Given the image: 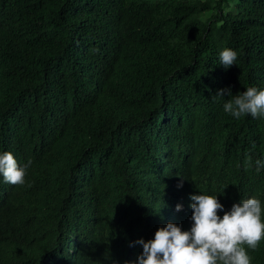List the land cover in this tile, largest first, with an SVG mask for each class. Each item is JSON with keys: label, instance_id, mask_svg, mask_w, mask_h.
I'll return each instance as SVG.
<instances>
[{"label": "trees", "instance_id": "trees-1", "mask_svg": "<svg viewBox=\"0 0 264 264\" xmlns=\"http://www.w3.org/2000/svg\"><path fill=\"white\" fill-rule=\"evenodd\" d=\"M227 87L264 89V0H0V132L32 161L4 188V264H135L143 216L199 192L256 195L264 223V116L226 113Z\"/></svg>", "mask_w": 264, "mask_h": 264}, {"label": "clouds", "instance_id": "clouds-1", "mask_svg": "<svg viewBox=\"0 0 264 264\" xmlns=\"http://www.w3.org/2000/svg\"><path fill=\"white\" fill-rule=\"evenodd\" d=\"M236 60V51L225 48L220 52L219 65L224 69L235 65ZM225 96L231 98L226 99L223 110L232 117L264 116V89L248 87L233 95L231 88L227 87L218 89L212 98L216 100ZM11 150L5 128L0 132V213L4 202L13 196L4 188L23 185L26 171L32 164L31 160L15 159ZM255 164L257 171L264 168V160L258 159ZM251 196L234 202L229 210L224 211L216 195L199 192L190 196V208L180 219L168 218L167 212L145 214L143 218L150 220L154 238L147 241L141 238L135 242L142 246L135 264H251L244 246L255 250L264 239V223L261 221L263 202L256 195ZM181 208L179 203L175 206L176 211ZM219 211H223L222 217ZM20 230L8 217L0 215V264H4L10 256L5 250L6 238ZM82 245L70 242L66 253L72 256ZM121 264H132L130 257L122 260Z\"/></svg>", "mask_w": 264, "mask_h": 264}]
</instances>
